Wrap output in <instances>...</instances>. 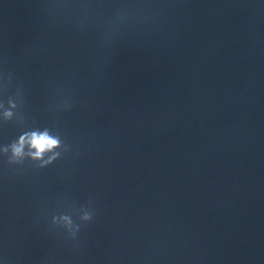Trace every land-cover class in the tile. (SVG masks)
<instances>
[{
	"label": "water",
	"instance_id": "95a60500",
	"mask_svg": "<svg viewBox=\"0 0 264 264\" xmlns=\"http://www.w3.org/2000/svg\"><path fill=\"white\" fill-rule=\"evenodd\" d=\"M0 264H264V0H0Z\"/></svg>",
	"mask_w": 264,
	"mask_h": 264
},
{
	"label": "clouds",
	"instance_id": "9594fccd",
	"mask_svg": "<svg viewBox=\"0 0 264 264\" xmlns=\"http://www.w3.org/2000/svg\"><path fill=\"white\" fill-rule=\"evenodd\" d=\"M25 143V137L20 138V147L14 149L16 154H19L23 144ZM30 146L35 149L34 157L39 158L45 151H49L58 145V141L48 136L47 133H32L30 137Z\"/></svg>",
	"mask_w": 264,
	"mask_h": 264
}]
</instances>
